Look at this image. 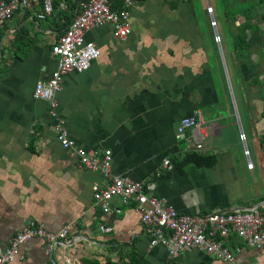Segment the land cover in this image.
<instances>
[{
    "label": "crops",
    "instance_id": "1",
    "mask_svg": "<svg viewBox=\"0 0 264 264\" xmlns=\"http://www.w3.org/2000/svg\"><path fill=\"white\" fill-rule=\"evenodd\" d=\"M238 1L246 8L255 0ZM39 9L34 5L18 10L0 27V246L30 222L42 223L51 232L66 223H73L75 229L62 245L51 249L43 238L30 239L7 264H84L85 260L105 264L130 250L149 264H230L199 249L170 257L163 245L150 247L151 237L131 203L114 199L111 206L121 213L109 215L93 206L91 188L103 187L106 178L82 168L61 147L48 102L33 97L35 83L55 68L51 46L70 22L72 10H55L37 22L34 16ZM198 13L186 0H138L130 10L132 31L125 39L114 38L108 25L87 32L85 39L100 50V56L87 71L61 76L54 94L56 112L77 146L110 150L112 174L152 182L154 193L181 213L262 205L264 157L261 165L251 161L253 168H247L244 148L245 159L239 160L226 147V139L234 135L224 129L240 123L237 140L241 132L246 138L248 131L264 148V104L259 87L249 82L253 77L263 81L264 71L253 51L254 64H242L233 75L234 103L225 94L218 99ZM243 21L238 17L232 23ZM21 27L27 28L29 38L24 56L15 53L13 46L14 33ZM260 27V32L249 36L253 50L264 42V23ZM94 31L99 32L91 36ZM228 80L231 87L229 76ZM208 81L215 95L210 101ZM203 105L218 112L214 116L206 110L209 117L207 126L203 127V119L199 129L202 135L188 130L185 138L176 139L179 120ZM182 140L187 145L180 148ZM192 149L217 153L216 164L190 165L183 172L163 164L164 159ZM100 225L111 227L112 232L102 234ZM236 257L245 264H264L261 249L242 245ZM125 261L126 256L118 264Z\"/></svg>",
    "mask_w": 264,
    "mask_h": 264
},
{
    "label": "built area",
    "instance_id": "2",
    "mask_svg": "<svg viewBox=\"0 0 264 264\" xmlns=\"http://www.w3.org/2000/svg\"><path fill=\"white\" fill-rule=\"evenodd\" d=\"M136 1L138 0H0V27L18 10L38 5L40 9L36 16L45 20L55 10H69L73 3L70 22L51 46V54L57 58L55 68L48 78L35 83L33 97L48 102L49 114L55 120L56 138L61 147L74 156L82 168L92 173L99 172L106 178L107 182L103 187L94 185L91 188L93 206L103 215H109L121 213L119 208L111 206L114 199H120L122 204L131 203L139 214L145 232L151 237L149 246L163 245L170 257L199 249L230 264H245L238 262L236 257L242 245L264 250V204L230 211L181 213L154 193L152 182L112 174L110 150H86L77 146L56 112L57 101L54 94L60 89L61 76L70 71H87L100 56V50L85 39V34L108 25L114 38L125 39L132 31L130 10ZM113 6L116 8L113 9ZM208 12L213 13L209 5ZM212 21L216 25L215 18ZM216 39L220 43L219 36ZM203 123L199 110L182 117L176 126L175 138H185L188 130L194 136L196 133L200 134L199 129ZM239 135L240 141L245 142L244 133ZM200 147V144L196 145L197 149ZM243 154L247 159L246 167L251 170L253 163L245 144ZM163 164L169 165L168 159H164ZM74 229L73 223H66L58 231L51 232L42 223L30 222L9 237L4 246H0V264L13 262L19 256L21 245L32 238L45 239L51 249L52 246L62 245ZM98 230L102 234L112 232V228L105 225H100ZM232 240L234 243L230 244Z\"/></svg>",
    "mask_w": 264,
    "mask_h": 264
},
{
    "label": "trees",
    "instance_id": "3",
    "mask_svg": "<svg viewBox=\"0 0 264 264\" xmlns=\"http://www.w3.org/2000/svg\"><path fill=\"white\" fill-rule=\"evenodd\" d=\"M189 4H192L193 7H197L199 11V17L203 16L205 13L202 10V1L203 0H186ZM213 1L211 4L212 12L215 15V10L221 12L220 19L224 24L223 26V37L225 39V48L227 55L223 52L225 64L227 70L231 68L233 75L237 74V70L240 68L242 64L252 65L254 64L251 59V53L256 51L258 54V66L261 70L264 71V42L258 44V49L253 50L254 44L249 41V36L251 34H255L261 31L260 24L264 23V0H255L248 7L243 8L239 5L238 0H211ZM57 4V1H55ZM214 4V5H213ZM116 6H113L115 9ZM70 10H73V3L70 5ZM60 13H64L59 11ZM194 13V12H193ZM202 13V14H200ZM25 15L24 17H26ZM72 16V15H71ZM241 17L244 21L242 24L237 25L232 23L236 18ZM34 20L37 22L40 19L37 16H34ZM67 19L66 22H68ZM216 24H218L217 18L215 16ZM66 24V23H64ZM200 37L203 41V48L205 50L207 56V48H210L212 39L210 32L207 28L206 31L200 32ZM220 44L222 43V37L219 35ZM29 42L28 38V30L26 27H21L17 29L14 33L13 46L15 47L14 52L20 54L22 56L26 55L28 49L26 48ZM210 43V44H209ZM223 49V47H222ZM216 57L214 56L213 59ZM207 65L210 70V75L212 77V83L214 87V91L217 94V98H219V92L223 90V83L221 79V75L217 76L215 79L213 69L210 68L209 58L206 57ZM250 84L257 85L259 87V92L261 93V99L264 104V80L259 81L257 77H253L250 81ZM222 99V96H221ZM218 160L217 153H203L199 150H189L184 154L173 155L168 161L169 165L175 167L179 172H183L187 166L194 165L198 168L201 167H212L216 164ZM234 240L230 244H233ZM118 260L110 262L106 261L105 264H118L120 262H124L125 256L126 261L124 264H149V262L145 259L144 256L139 253L130 250L125 254L124 257H121V254H118ZM84 264H99L95 260H85ZM200 264H208V262H202Z\"/></svg>",
    "mask_w": 264,
    "mask_h": 264
},
{
    "label": "rangeland",
    "instance_id": "4",
    "mask_svg": "<svg viewBox=\"0 0 264 264\" xmlns=\"http://www.w3.org/2000/svg\"><path fill=\"white\" fill-rule=\"evenodd\" d=\"M210 2L212 4L213 1L210 0ZM203 4H204V12H206V14L204 13L203 16L200 17L199 23H200V31H202V32L206 31L208 28L210 35H211V38H212L211 46H210V48H207V56L209 58L210 68L213 69L215 79H217V76L221 75L224 90L219 92V95H220L219 98L221 99V96H223V94H225L226 98L231 101L232 100L231 92H232V96L234 97V99L236 97V94L233 91V89H234L233 72H232L231 68H229L228 70L226 69V72H225V70L223 68V64H222V57L221 56H223V59H224L223 52L225 53V55H227V52H226V48H225V45H226L225 39L223 37V34H224V31H223L224 26L223 25L224 24L221 22L222 19H220L221 12H219L218 10L217 11L215 10L214 11L215 15H214V13L208 12V3L206 0H203ZM209 6H211V5L209 4ZM200 14H202V13H200ZM212 15L214 16V18L216 16L218 24L215 25V23L212 21L213 20ZM98 32L99 31L91 32V36L97 35ZM219 35L222 37V43L221 44L218 43L217 39H216V37ZM219 44L221 45L222 55H221L220 50L218 48ZM222 47H223V49H222ZM214 56L216 57L215 59H213ZM225 66H226V64H225ZM226 75L229 76L230 80H231V87L230 88L228 85ZM232 85H233V89H232ZM210 90L212 91L210 83L208 81V93H210ZM210 94H212L211 97H209L208 95L206 96V99H208L209 101L212 99H215V95L213 96L212 92ZM230 107H231V104H230ZM207 109L211 110L213 112V114L215 113L214 116L217 115V112H218V109L212 108V106H209V105L208 106L207 105L201 106L200 112H201L202 117L205 121V124L203 125V127H206L207 123H208V117L209 116L207 115V112H206ZM222 113L224 114V112H222ZM236 121H237V119H236ZM239 126H241V124L237 123L236 126H230V127H226L224 129L229 135H234V137H232V139H230L231 141L230 140L228 141V138L226 139V141H227L226 147H228V149L231 151L232 154H234L235 157H239V160H243L245 158L242 155V150H243L244 144H245L249 153H250L251 161L255 165H261L263 163L264 148H262L259 145V142L254 141L252 139V136L249 134V132L247 130H246L247 132H245L246 136H247L245 142L240 141V139H239L240 135H238V140H237L236 129L239 130ZM205 140L206 139L203 140L204 143L206 142ZM181 145L186 146L187 142L185 140H182V142L180 143V148H182Z\"/></svg>",
    "mask_w": 264,
    "mask_h": 264
},
{
    "label": "water",
    "instance_id": "5",
    "mask_svg": "<svg viewBox=\"0 0 264 264\" xmlns=\"http://www.w3.org/2000/svg\"><path fill=\"white\" fill-rule=\"evenodd\" d=\"M212 18L214 19V16H213V15H212ZM218 48H219L220 53H221V55H222V52H221V45H220V44L218 45ZM221 57H222L223 68H224V70H225V72H226V67H225V62H224L223 56H221ZM226 77H227L228 85H229V88H230V83H229V80H228V76L226 75ZM229 90H230V89H229ZM230 91H231V90H230ZM231 98H232V102L234 103V97L232 96V92H231Z\"/></svg>",
    "mask_w": 264,
    "mask_h": 264
}]
</instances>
